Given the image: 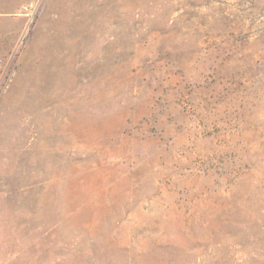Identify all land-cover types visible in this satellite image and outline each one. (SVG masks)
<instances>
[{"label":"rangeland","instance_id":"obj_1","mask_svg":"<svg viewBox=\"0 0 264 264\" xmlns=\"http://www.w3.org/2000/svg\"><path fill=\"white\" fill-rule=\"evenodd\" d=\"M0 264H264V0H0Z\"/></svg>","mask_w":264,"mask_h":264}]
</instances>
